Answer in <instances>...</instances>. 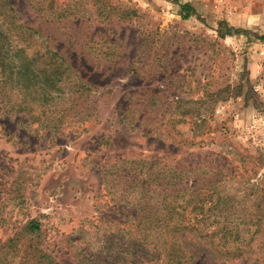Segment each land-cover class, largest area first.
Wrapping results in <instances>:
<instances>
[{
	"label": "rangeland",
	"instance_id": "1",
	"mask_svg": "<svg viewBox=\"0 0 264 264\" xmlns=\"http://www.w3.org/2000/svg\"><path fill=\"white\" fill-rule=\"evenodd\" d=\"M38 1L9 0L15 21L41 34L13 46L37 68L52 49L68 68L49 92L23 90L15 76L4 82L0 70V264L103 263V217L118 210L107 181L129 157L235 165L228 184L255 207L264 189V0H54L48 16ZM121 8L135 13L118 19ZM219 23L234 31L219 36ZM31 220L39 228L29 233ZM259 241L251 258L264 262Z\"/></svg>",
	"mask_w": 264,
	"mask_h": 264
},
{
	"label": "trees",
	"instance_id": "2",
	"mask_svg": "<svg viewBox=\"0 0 264 264\" xmlns=\"http://www.w3.org/2000/svg\"><path fill=\"white\" fill-rule=\"evenodd\" d=\"M34 7L37 13L47 16L57 8L54 0H48L46 5L39 0ZM107 7L104 4L100 8L105 11ZM182 7L187 13L184 17L194 13L189 4ZM128 12L135 13L121 8L117 18L122 19ZM109 13L106 11L104 18ZM57 17H60L59 13L54 16ZM15 18L9 0H0L3 81L15 76L23 90L38 83L40 89L49 92L56 87L68 66L60 54L45 47L38 54L43 64L37 68L33 63L36 58L29 59L23 48H14L15 38L25 42L31 36L41 37L37 30L16 22ZM222 24L219 23L217 29L219 36L234 31L227 26L222 30ZM202 143L191 141L189 146H202ZM244 160L240 163L244 164ZM121 162L125 163L124 168L119 174L113 173L114 179L107 181L113 187L112 193L118 195L115 196L118 210L112 206L113 211L103 217L109 222V233L104 244L99 245V249L105 250V260L101 264H255L258 261L264 264L263 259L251 258L254 237L260 238L255 248L264 247V189H260L261 203L248 209L241 190L235 189L233 183L228 184L235 165L219 169L218 165L209 168L205 163L182 166L179 162L166 163L155 156L129 157ZM255 165L250 168L254 170L249 174V180L257 175ZM121 166L118 165L116 170ZM240 167V173H246V166ZM214 223L217 227L210 230L208 227ZM28 224L29 233L39 228L34 220Z\"/></svg>",
	"mask_w": 264,
	"mask_h": 264
}]
</instances>
